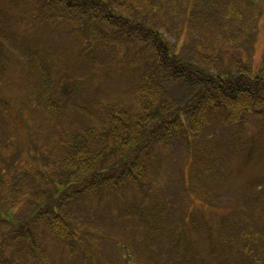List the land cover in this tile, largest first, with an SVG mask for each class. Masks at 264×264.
Returning a JSON list of instances; mask_svg holds the SVG:
<instances>
[{
    "label": "rangeland",
    "instance_id": "374dc122",
    "mask_svg": "<svg viewBox=\"0 0 264 264\" xmlns=\"http://www.w3.org/2000/svg\"><path fill=\"white\" fill-rule=\"evenodd\" d=\"M209 1L211 0H207V5ZM218 1L229 4L224 0ZM235 1L234 4L241 5L243 0ZM253 1L257 2L259 13L261 12L256 20V34L252 44L249 46L247 43L244 51L237 53L257 71L264 67V0ZM204 2L90 1L86 9L90 8L91 14L85 16L87 20H91L80 24L76 29L71 23L61 22L56 24L58 27L51 23L54 27L50 28L44 21L36 22L37 25L28 28L25 22L13 19V15L21 8L27 13L29 5L26 1L0 0V55L3 56V60L0 59L1 189L11 192V186L15 191L24 187L30 189L31 194L34 192L32 195L40 202L51 201L47 202L48 205L53 202V199H49L57 191L56 187H62V184L53 185V180L55 183L69 180L61 175L60 168H53V153L58 148L61 151L66 149L65 145L59 147L58 139L66 143L68 139L71 140V133L75 132L84 133L82 140H86L91 132V140L97 133L101 135L107 125L100 117L117 115V112L137 107L138 100L134 94L141 81L150 74L157 80L163 76L158 70L157 46L154 45L156 37L153 31L169 44L181 60L205 66V63L198 60L204 54L198 55L195 51L200 54L210 49L216 54L217 48L214 46L216 36L212 34L211 25L204 26L202 23L210 15ZM100 3L111 6L116 16H110V12ZM234 4L233 7L236 6ZM247 17L245 15V19ZM237 53L230 58L227 52L219 53L217 57H223L220 62L207 66L214 73L228 71L229 65L238 60ZM34 55L40 59L37 60L40 73L49 74L50 85L47 87L52 95L48 97L55 100L52 102L55 106L62 107L58 113L51 114L42 105L33 107L27 102L33 86H38L47 95L43 88L46 85L43 75L36 72L32 74L29 70L32 62L34 63ZM162 81L169 84L167 93L187 96V89L182 82H172L170 77ZM61 86L68 88L66 87L64 94L59 95ZM252 121L247 124L246 129L235 127L231 131L241 133L238 135L241 137L253 138V142L257 143L253 146L255 149L261 144L255 137L256 130L264 131V121L258 120L256 124L251 123ZM218 127L206 132V136L200 139V146L197 143L196 146L193 145L207 158H212L210 165L206 164L209 167L203 168L202 162L200 169H209L208 174L214 169L215 175L220 173L222 176H231L233 183L240 184V187L246 186L245 182L249 179L262 177L264 186V159L254 156L246 161L243 156H229L227 159L220 156L217 151L220 147L217 148L216 145L222 147L229 142L221 140L218 135L225 134L228 126L221 127L224 128L222 130ZM105 147L108 146L92 147V151L98 154V161L95 162L98 168L110 166L117 160L112 149L103 151ZM187 150L181 141L172 144L169 142L156 148L153 153V169L152 166L146 169L147 173L142 180L138 183L130 181L120 190H108L98 185L101 184L99 182L93 186L89 183L83 185L85 187L81 191L70 190L63 196L64 200L59 201L60 213L57 214L63 218L64 231L70 237L68 241H58L46 234L41 226L45 221L42 217L32 223H25L27 220L23 222L32 215V202H18L12 209L14 219L17 223L22 221L21 225H26L24 232L32 231L40 239L43 246H37L49 258L48 264H175L180 260L175 256V249L179 245L176 246L177 242L174 241L179 240V232L186 237L182 243L179 240L180 245L188 248L184 253L185 257L190 260L203 259L201 264L210 263L207 246L202 245L199 251L196 250L203 238L189 232L191 226H182V221L180 222L181 210L185 209L192 208L200 213L202 211L209 219L212 215L210 211H205L202 201L185 196L184 185L191 182L194 171L191 161L187 159ZM42 175L47 181L45 191L42 190L40 181L43 179ZM71 180L76 181L74 178ZM84 180L86 179L79 180L78 184ZM5 198L10 199L7 194ZM241 199V209H249V195L244 193ZM260 204H264V199ZM256 206L261 210L258 203ZM159 208L162 212L168 211L162 225L153 222L157 214L155 209ZM36 209L42 210L41 206ZM225 211V207L219 208L220 214ZM248 222L252 226L260 225L261 218L258 213H254ZM238 224L245 226L242 221ZM4 234L6 230L0 226V247L6 248L14 244V256L17 254L16 258L20 261H13V264H29L24 262L28 260L26 249L17 248V241L4 240ZM212 235L215 238L214 233ZM69 242L71 246H68ZM193 244L195 248L192 250ZM183 249L185 248H179L178 252L183 254ZM193 254H199L203 258H193ZM257 255L260 260L261 253ZM219 263L218 259L215 263L212 262ZM30 264L37 263L33 261Z\"/></svg>",
    "mask_w": 264,
    "mask_h": 264
},
{
    "label": "trees",
    "instance_id": "16d2710c",
    "mask_svg": "<svg viewBox=\"0 0 264 264\" xmlns=\"http://www.w3.org/2000/svg\"><path fill=\"white\" fill-rule=\"evenodd\" d=\"M25 1L29 5H27V13L21 8L19 12L13 15L14 21L25 22L28 28L37 25L36 22L43 21L50 28L54 27L51 23H55V25L58 22L61 24L71 23L76 29L80 27V24L91 20H87L85 16L91 14V9L87 10L86 8L90 1L95 2V0ZM204 1L207 5V0ZM224 1L229 4H222L218 0L209 1L207 11L210 12V15L206 21L202 22L204 26L211 25L212 34L216 36L214 46L217 48L216 54H213L210 49H206L200 54L197 50L195 51L198 55L204 54L198 60L200 59L205 63V66L181 60L177 53L171 50L169 44L153 31L154 37H156L154 45L157 46L156 61L158 70L163 76L157 80L150 74L149 77L141 81L134 94L138 100V106H134L132 110L117 112V115L111 114L100 117L107 128L101 135L94 132L97 134L93 136L92 140V132L88 134L86 140H82L84 133L81 134L80 132L71 133V140L68 139L65 141L66 143L58 139L59 147L65 145L66 149L61 151V148H58L59 150L53 153L55 159V161L53 160V168H60L61 175L66 176L69 180L56 183L53 180V185L62 184V187L60 189L57 188L58 186L56 187L57 191L49 199H53L50 205L47 202L51 201L40 202L32 195L35 194L34 192L30 193V189L22 187L20 190H16L18 191L16 193L13 186H11V192H8L7 189H4V192L3 188L0 187V226L6 230V234L3 235L4 240L17 241L19 243L17 248L26 249L28 260L24 262L30 264L34 261L37 264H48L49 260L40 248L43 246L40 239L32 231L24 232L27 228L26 225H21L24 221L27 220L25 223H32L42 217L45 221L41 226L46 234L58 241H60L59 239L68 241L70 237L64 231L63 218L57 215L60 213L58 203L60 200H64L63 196L68 194L70 190L81 191L86 185L92 184L93 186L97 182L101 183L98 185L104 186L108 190H120V188L127 186L130 181L138 183L153 165L155 160L153 153L156 148L169 142L172 144L181 141L188 148L187 159L191 161L194 170L190 178L192 184L190 182L184 185L185 196L189 199L195 198L200 202L202 201L205 204V211L212 213L211 219H209L206 218L207 214L202 211L200 213L199 210L193 211L192 208L191 210H181V225L191 226L192 229L189 232L203 238V242H200L201 245L196 250L199 251L202 245L207 246L211 260L207 264L215 263L217 259L220 261L219 264H264V204H260L264 199L262 177L249 179L250 181L245 182L247 183L246 186L240 187V184L233 183L231 176H222L220 173L215 175L214 169L208 174L209 169L201 170L200 166L204 162L202 167H209L208 165L212 161L210 160L212 159L211 156L207 158L206 155L200 153L199 149L193 147V145L196 146V143L200 146V139L206 136V132H211L212 128H219L218 126H220L222 130L224 128L221 127L228 126L225 134L218 135L221 140L229 142V145L225 143L226 146L223 145L222 147L216 145L217 148L220 147L217 150L220 152V156L222 155L226 159L229 156H243L246 161L254 156L264 159V131L256 130L255 137L261 144L255 149L253 146L257 143L253 142V138L241 137L238 136L241 133L231 131L235 127L246 129L251 120H253L251 123L254 122L255 124L258 120L264 121V67L254 71L251 63H245L239 56L241 54H238L242 53L248 44L249 46L252 44L256 34V20L261 12L259 13V6L253 0H243L241 5L234 4L236 3L235 0ZM233 4L236 6L233 7ZM101 5L110 12V16L113 18L116 16L111 6ZM245 15H248L247 19H245ZM58 26L56 25V27ZM246 26L248 29H245ZM224 52L228 53L229 58L234 57L235 53L238 52V60L229 65L228 71L219 73L210 71L207 64L214 66L220 62L223 57L217 56ZM0 59L3 60L2 55H0ZM33 59H35L34 63L32 62L29 70L32 74L40 73L37 62L40 59L36 58V55L33 56ZM41 75L46 82L43 88L47 95L43 94L38 86H33L27 97L29 100L27 102L33 107L42 105L51 114L58 113L62 107L55 106L52 103L55 100L48 97V95H52L51 90L47 87L50 85L49 74ZM168 77L171 78L172 82H182L185 85L188 93L186 97L167 93L166 88L168 89L169 84L166 82V85L165 81L162 80ZM161 78L163 79L160 81ZM66 87L68 88V86ZM66 87H60L59 95L67 91ZM228 135H232V137ZM98 145L100 147L108 146L103 151L106 149L114 151L117 160L112 165L101 168L95 166L97 164L95 162L98 161V154L92 151V147H98ZM259 148L261 149L259 150ZM223 151H225V155ZM42 178L40 180L43 185L42 190L45 191L44 186L47 181L44 175ZM72 178L76 181L71 180ZM77 178L79 179L77 180ZM81 179L86 180L78 184ZM258 183L261 184L258 186ZM244 193L249 195V202L251 203V207L247 210L241 209L243 203L241 195ZM6 194L10 197L9 200L5 198ZM208 194L211 196H207ZM23 200H26L27 204L32 202L30 205L34 210L31 217L17 223L12 209ZM256 203L261 210L257 208ZM40 206L42 210L38 211L36 207ZM221 207H225L226 210L223 214L219 212ZM155 210L157 214L154 216L156 220L153 222L163 223L164 215H167L168 211L162 212L160 208ZM250 212L252 213L250 214ZM254 213H258L259 218H261L260 225L252 226L253 224L248 222L249 218H253ZM240 221L245 226L239 225ZM213 233L215 238H213ZM178 237L180 243L186 239L181 232H179ZM179 240L174 239L177 242L176 246L179 245L175 249V256L180 258L175 264H201L200 261L203 259L190 260L185 257L184 253L188 248L185 245H180ZM198 240L197 242H199ZM70 244L69 242L68 246H71ZM260 246L263 248L260 249ZM183 247L185 248L183 254L182 252L180 254L178 250ZM194 248L193 244L192 250ZM13 249L14 244L8 245L6 248L5 246L0 247V264H13V261L20 262L16 258L17 254L14 256ZM260 253L261 259L259 260L257 254ZM193 258L203 257L199 254H193Z\"/></svg>",
    "mask_w": 264,
    "mask_h": 264
}]
</instances>
